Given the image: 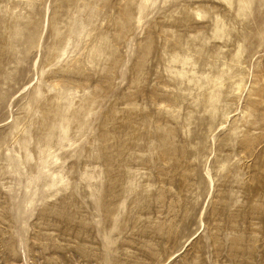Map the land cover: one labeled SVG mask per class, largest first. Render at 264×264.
Segmentation results:
<instances>
[{"label":"rangeland","instance_id":"1","mask_svg":"<svg viewBox=\"0 0 264 264\" xmlns=\"http://www.w3.org/2000/svg\"><path fill=\"white\" fill-rule=\"evenodd\" d=\"M0 264H264V0H0Z\"/></svg>","mask_w":264,"mask_h":264},{"label":"bare ground","instance_id":"2","mask_svg":"<svg viewBox=\"0 0 264 264\" xmlns=\"http://www.w3.org/2000/svg\"><path fill=\"white\" fill-rule=\"evenodd\" d=\"M49 10V9H48ZM47 13V12H46ZM46 15H48V14H46ZM47 25V24H46ZM46 27V26H45ZM235 83V90H237V92H240V93H242L243 91H244V89H245V86L243 85V87H241L242 86V81L241 80H239V81H237V82H234ZM208 169V168H207ZM208 171H209V169H208ZM208 171H207V174H206V176L207 177H210L209 176V173H208Z\"/></svg>","mask_w":264,"mask_h":264}]
</instances>
